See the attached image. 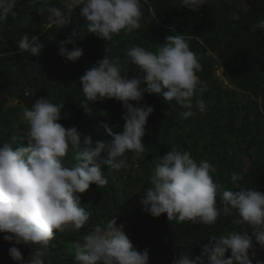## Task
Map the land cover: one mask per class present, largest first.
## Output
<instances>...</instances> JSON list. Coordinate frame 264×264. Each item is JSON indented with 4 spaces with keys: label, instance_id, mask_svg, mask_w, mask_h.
Instances as JSON below:
<instances>
[{
    "label": "trees",
    "instance_id": "trees-1",
    "mask_svg": "<svg viewBox=\"0 0 264 264\" xmlns=\"http://www.w3.org/2000/svg\"><path fill=\"white\" fill-rule=\"evenodd\" d=\"M50 3L65 7L62 0ZM141 3V28L127 34L121 31L110 41L87 32V21L79 15V9L73 10L68 25L48 28V14H40V5L32 0H17L13 13L0 22V142H11L12 135L26 131L23 109L41 97L63 103L58 122L66 128L76 126L81 140L85 135L93 141L110 140L102 122L113 132L122 131L124 109L120 102H90L91 115L79 107L84 99L79 77L105 55L119 59L129 76L139 78L143 75L140 70L130 61L125 63L127 49L138 45L155 52L165 36L180 34L202 66L197 76L205 87L197 96L204 100L205 110L194 108L196 114L185 119L180 115L185 109L175 101L164 102L156 94L145 93L143 103L154 108L142 137L145 153L137 158L134 152H126L122 157L126 166L119 171L102 166L107 184L100 188L91 184L80 194L81 207L91 212L89 222L78 232L66 228L56 233L44 250L45 264H76L74 242L112 216L124 226L138 251L147 248L149 264H172L182 252L192 258L200 254L201 245L208 243L210 235L247 229V225L238 223L240 217L235 210L227 216L221 211L212 225L169 222L166 214L152 217L141 210L139 197L151 186L152 170L173 147L191 153L197 162H209L215 168L214 181L223 188L239 190L231 180L235 172L241 177L240 187L264 193V31L251 30L252 25L264 20V0H207L195 12L184 8L180 0ZM73 29L79 32L75 46L83 49L75 62L58 55L60 42ZM24 33L37 35L44 44L39 56L17 51V41ZM66 47L71 49L73 45ZM216 68H220V75H216ZM140 86L146 87V83L142 81ZM9 101L15 103L8 106ZM130 103L135 106L134 101ZM63 162L67 166L76 162L71 147ZM217 207L222 208L219 196ZM3 235L0 233V264H17L8 251L13 242L5 241ZM253 245V264H264V250L255 241ZM16 246L27 260L32 245ZM229 255L227 251L225 258Z\"/></svg>",
    "mask_w": 264,
    "mask_h": 264
},
{
    "label": "clouds",
    "instance_id": "clouds-1",
    "mask_svg": "<svg viewBox=\"0 0 264 264\" xmlns=\"http://www.w3.org/2000/svg\"><path fill=\"white\" fill-rule=\"evenodd\" d=\"M62 2L64 8L51 4L50 0H32L40 5V14H48V28L68 25L74 9H79V15L87 21V32L105 41L121 31L127 34L141 28V0ZM16 3L17 0H0V22L13 13ZM180 3L195 12L207 0H180ZM257 28L264 31V20L252 25L251 30ZM78 38L79 32L73 29L60 42L58 55L77 61L83 55V49L75 46ZM68 44L73 47L67 48ZM159 45L155 52L138 45L127 49L125 63L135 65L142 77L129 76L119 59L107 55L79 77L84 96L79 107L86 115L92 114L90 102L105 99L120 102L124 109L122 131L113 132L106 122L101 124L110 140L93 141L90 135L81 140L76 126L66 128L58 122L63 103L55 104L41 97L23 109L26 131L12 135L11 142H0V233L5 241L13 242L8 251L17 264H45L44 250L56 233L66 228L78 232L89 222L91 212L81 207L80 194L91 184L98 188L107 184L102 166L119 171L126 166L122 159L126 152H134L137 158L145 153L142 137L147 118L154 111L143 103L145 93L156 94L164 102L175 101L185 109L180 112L185 119L196 114L194 108L205 110L204 100L197 96L205 87L197 76L202 66L186 38L180 34L167 35ZM43 48L37 35L24 33L17 41V51L31 56H39ZM142 81L146 87L140 86ZM69 147L76 161L71 166L63 162ZM214 171L209 162H197L191 153L173 147L159 158L150 176L151 186L139 197L143 212L152 217L166 214L169 222L212 225L221 211L227 216L235 210L240 217L238 223L247 225V229L239 232L210 235L208 243L201 245L199 255L190 258L187 252H182L172 264H253V241L264 250V193L240 187L241 177L235 172L231 180L239 190L223 188L214 181ZM217 196L222 208L217 207ZM21 244L32 245L27 260L16 246ZM74 247L76 264H149L147 248L138 251L124 226L113 216L105 223L95 224L74 242ZM227 251L230 255L225 258Z\"/></svg>",
    "mask_w": 264,
    "mask_h": 264
},
{
    "label": "rangeland",
    "instance_id": "rangeland-1",
    "mask_svg": "<svg viewBox=\"0 0 264 264\" xmlns=\"http://www.w3.org/2000/svg\"><path fill=\"white\" fill-rule=\"evenodd\" d=\"M215 73H216V75H220V68H216ZM14 103H15V101H9L7 103V105L9 106V105L14 104Z\"/></svg>",
    "mask_w": 264,
    "mask_h": 264
}]
</instances>
